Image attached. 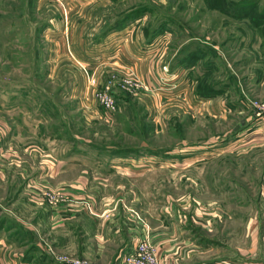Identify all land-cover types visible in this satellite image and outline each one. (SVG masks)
<instances>
[{
	"label": "rangeland",
	"instance_id": "1",
	"mask_svg": "<svg viewBox=\"0 0 264 264\" xmlns=\"http://www.w3.org/2000/svg\"><path fill=\"white\" fill-rule=\"evenodd\" d=\"M236 1L0 0V221L11 228L5 242L22 247L12 252L26 255L34 235L51 262L55 254L82 258L29 233L12 208L19 199L51 211L81 209L60 201L59 191L86 197L40 178L43 161L165 155L183 146L200 150L201 160L182 169L181 180L180 168H172V196L220 213L210 234L221 255L244 244L264 183V133L250 134L264 120L254 107L264 102V0L253 8ZM122 18V28L113 29ZM132 27L145 40L165 41L152 95L121 86L128 72L145 75L151 67L148 55V63L137 62L143 42H127L123 58L118 51L124 33L112 30ZM115 50L131 63H110ZM111 75L113 113L94 96Z\"/></svg>",
	"mask_w": 264,
	"mask_h": 264
},
{
	"label": "crops",
	"instance_id": "2",
	"mask_svg": "<svg viewBox=\"0 0 264 264\" xmlns=\"http://www.w3.org/2000/svg\"><path fill=\"white\" fill-rule=\"evenodd\" d=\"M112 31V36L124 33L118 51L122 52L127 42L131 48H137L143 42L145 51H140L137 62L141 65L146 59L144 55H148L151 70L145 75L137 74L152 95L151 89H156L154 80L156 82L159 75L158 52L164 48L165 41L158 38L159 44L157 40H145L141 33H135L134 27ZM118 51L115 50L111 56L114 60L109 59L110 63H131L120 59L121 52ZM121 55L123 58L124 53ZM150 77L154 79L153 83ZM259 122L250 134L264 133V120ZM192 150L195 155L188 156ZM192 150L183 146L178 151H167L165 155L149 153L127 157L107 153L97 156L95 153L94 160L65 158L51 164L43 161L39 177L54 185L69 186L77 198L90 199L95 214L84 208L51 211L45 205L40 208L19 199L12 203V208L18 210V218L25 223L29 233L37 232L58 250L85 258L92 264H123L122 256L146 234L156 248L160 264H264V183L260 188L259 211L250 218L251 223L245 225L244 244L233 245L221 255L219 241L210 234L214 229L213 219L219 218L220 213L214 209L209 212L202 206L188 207L184 194L172 196L171 186L176 183L175 178L173 181L170 177L172 168H180L178 178L181 180L185 173L182 169L201 160V151ZM103 151H110V148ZM178 152L183 153L179 155ZM18 203L19 209H16ZM132 211H136L142 221L134 218ZM1 229L4 238H0V264H55L42 255V247L40 242L36 243L34 235L31 244L36 245V251L28 255L30 260H24L21 251L12 252L11 249L22 247L11 241L5 242L7 233L11 235L8 231L11 228L5 225Z\"/></svg>",
	"mask_w": 264,
	"mask_h": 264
},
{
	"label": "built area",
	"instance_id": "3",
	"mask_svg": "<svg viewBox=\"0 0 264 264\" xmlns=\"http://www.w3.org/2000/svg\"><path fill=\"white\" fill-rule=\"evenodd\" d=\"M164 71H168L166 66H163ZM116 80L115 75H111L108 77L105 85L102 89H97L94 92V96L97 99L98 103L104 107L109 113H113L116 108V101L112 93L113 83ZM96 78L94 75L88 77V83L90 85L96 84ZM121 86L123 88H145L141 78L135 74L134 72H128L123 78ZM254 107L257 109V115L264 116V102L262 103H254ZM61 193L60 201L63 202H71L75 207H80L86 209L89 213L93 211V202L88 198L82 199H71L69 198L63 190L59 191ZM46 200V199H45ZM56 197L54 192L47 194L46 202L51 204L54 203ZM52 205V204H51ZM134 218L138 221H142V218L136 211H132ZM52 252V251H51ZM53 253V252H52ZM55 264H91L85 259L82 258H68L61 255L54 256ZM122 263L123 264H160L159 259L157 257V251L155 246L149 241L148 235H145L144 239H140L135 242L133 249L122 256Z\"/></svg>",
	"mask_w": 264,
	"mask_h": 264
},
{
	"label": "trees",
	"instance_id": "4",
	"mask_svg": "<svg viewBox=\"0 0 264 264\" xmlns=\"http://www.w3.org/2000/svg\"><path fill=\"white\" fill-rule=\"evenodd\" d=\"M256 2H257L256 0H238L235 2L234 5H237L238 7L245 6L247 8H253V6H256ZM262 14L264 15V11L262 12ZM132 18H134V16H132ZM123 21H124L123 18L120 19V21H118L116 24H114L116 26L113 25L114 26L113 29H121L122 25L124 24ZM190 56H192V55H190ZM4 225L5 224L0 221V228H3ZM35 251H36V245L31 244L30 249L28 251H26V255H24L23 259L24 260H28V259L30 260L31 258H28V255H33Z\"/></svg>",
	"mask_w": 264,
	"mask_h": 264
}]
</instances>
